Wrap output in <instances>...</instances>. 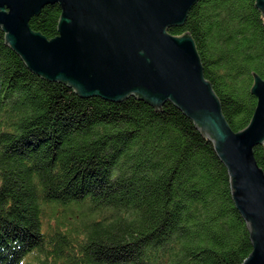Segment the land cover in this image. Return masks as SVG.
<instances>
[{"label": "trees", "instance_id": "trees-1", "mask_svg": "<svg viewBox=\"0 0 264 264\" xmlns=\"http://www.w3.org/2000/svg\"><path fill=\"white\" fill-rule=\"evenodd\" d=\"M255 0H199L182 27L235 134L264 81ZM58 5L29 22L57 36ZM0 30V264H243L252 246L225 166L167 102L80 98L31 73ZM264 145V143H263ZM264 171V149H253Z\"/></svg>", "mask_w": 264, "mask_h": 264}, {"label": "water", "instance_id": "water-1", "mask_svg": "<svg viewBox=\"0 0 264 264\" xmlns=\"http://www.w3.org/2000/svg\"><path fill=\"white\" fill-rule=\"evenodd\" d=\"M199 0H0L3 44L40 79L61 83L80 98L117 103L129 97L161 112L169 102L192 123L225 166L230 199L252 246L243 264H264V171L253 149H264V81L254 76L256 108L248 127L233 133L182 27ZM58 5L57 36L29 27L47 6ZM264 17V0L253 6ZM264 26V24H263Z\"/></svg>", "mask_w": 264, "mask_h": 264}]
</instances>
